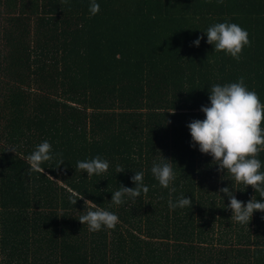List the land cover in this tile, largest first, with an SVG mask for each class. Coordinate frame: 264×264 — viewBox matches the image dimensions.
<instances>
[{
	"label": "trees",
	"instance_id": "1",
	"mask_svg": "<svg viewBox=\"0 0 264 264\" xmlns=\"http://www.w3.org/2000/svg\"><path fill=\"white\" fill-rule=\"evenodd\" d=\"M97 2L91 15L89 0H0V264H264V213L237 223L219 189L261 198L190 147L186 127L214 83L243 76L264 103V0ZM224 20L247 29L238 61L205 42ZM45 139L58 155L29 173ZM97 155L102 176L76 168ZM161 156L175 192L149 171ZM135 171L147 193L112 205ZM72 191L83 196L74 205ZM181 193L190 208L170 209ZM84 199L115 212V227L81 224Z\"/></svg>",
	"mask_w": 264,
	"mask_h": 264
},
{
	"label": "clouds",
	"instance_id": "2",
	"mask_svg": "<svg viewBox=\"0 0 264 264\" xmlns=\"http://www.w3.org/2000/svg\"><path fill=\"white\" fill-rule=\"evenodd\" d=\"M99 7L97 0H89V14H96ZM203 33L206 36L205 42L212 45L214 50L223 51L237 61L241 58L242 49L250 44L247 29L227 20L210 24ZM200 39L201 36L197 35L191 44L198 46ZM207 92L208 103L202 104L199 109L203 118L191 119L186 124L190 136L189 146L210 156L218 169H223L224 172L226 170L237 184L244 187L250 185L261 198L257 200L252 197L241 201L228 186L219 189L227 196V207L231 210L232 219L241 225H247L254 211L264 213V170L262 161L258 158V154L264 150V103L255 90L247 87L243 76L234 82L214 83ZM54 155L58 154L53 152L47 139L39 142L26 156L29 173H42V164L51 161ZM61 162L62 160H57V165ZM108 167V160L99 155L76 161V168L83 170L88 177L102 176ZM123 170L119 165L115 166L116 173ZM149 171L159 186L168 189L169 193L176 191L171 186L176 173L170 160L161 156L159 161L152 162ZM130 180L134 186L118 185L111 191L109 200L112 205L119 206L147 193L148 186L144 183L143 171H135ZM244 187L235 189L243 191ZM78 198H83L82 193L72 191L69 201L74 205ZM191 204L192 200L184 193L179 194L175 200L167 201L170 209L190 208ZM84 205L87 207H84L78 220L81 224L86 223L90 232L102 228L112 229L118 223L119 218L115 212L87 199H84Z\"/></svg>",
	"mask_w": 264,
	"mask_h": 264
}]
</instances>
